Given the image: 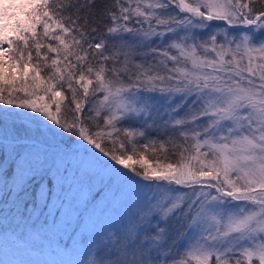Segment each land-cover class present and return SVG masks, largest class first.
I'll use <instances>...</instances> for the list:
<instances>
[{
  "label": "snow or ice",
  "instance_id": "snow-or-ice-1",
  "mask_svg": "<svg viewBox=\"0 0 264 264\" xmlns=\"http://www.w3.org/2000/svg\"><path fill=\"white\" fill-rule=\"evenodd\" d=\"M95 4L0 0V230L74 264H264V0Z\"/></svg>",
  "mask_w": 264,
  "mask_h": 264
},
{
  "label": "rangeland",
  "instance_id": "rangeland-1",
  "mask_svg": "<svg viewBox=\"0 0 264 264\" xmlns=\"http://www.w3.org/2000/svg\"><path fill=\"white\" fill-rule=\"evenodd\" d=\"M13 232L8 229L7 234L0 233V264H74L78 258L76 254H64L47 241L21 243Z\"/></svg>",
  "mask_w": 264,
  "mask_h": 264
},
{
  "label": "trees",
  "instance_id": "trees-1",
  "mask_svg": "<svg viewBox=\"0 0 264 264\" xmlns=\"http://www.w3.org/2000/svg\"><path fill=\"white\" fill-rule=\"evenodd\" d=\"M104 3H105V0H96V4H95L94 8L92 9V11L97 13V15L94 18L95 22H97V23L102 22L101 16L99 15V10L103 7ZM91 19L92 18L90 17V20ZM0 107H2V106H0ZM148 156H149V159H152L150 154H148ZM7 228L11 229L13 231H17V222L12 218L11 215L9 216V219L7 221ZM2 232H3V230H0V233H2Z\"/></svg>",
  "mask_w": 264,
  "mask_h": 264
}]
</instances>
